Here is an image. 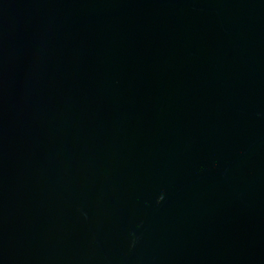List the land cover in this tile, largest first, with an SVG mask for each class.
<instances>
[{"label": "water", "instance_id": "obj_1", "mask_svg": "<svg viewBox=\"0 0 264 264\" xmlns=\"http://www.w3.org/2000/svg\"><path fill=\"white\" fill-rule=\"evenodd\" d=\"M0 264H264V0H0Z\"/></svg>", "mask_w": 264, "mask_h": 264}]
</instances>
